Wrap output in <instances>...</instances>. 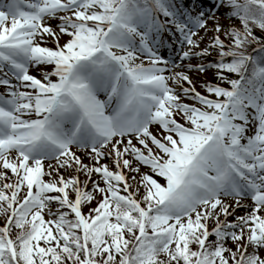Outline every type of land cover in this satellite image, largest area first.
<instances>
[{
  "label": "snow or ice",
  "instance_id": "snow-or-ice-1",
  "mask_svg": "<svg viewBox=\"0 0 264 264\" xmlns=\"http://www.w3.org/2000/svg\"><path fill=\"white\" fill-rule=\"evenodd\" d=\"M0 0V264H264V0Z\"/></svg>",
  "mask_w": 264,
  "mask_h": 264
},
{
  "label": "rangeland",
  "instance_id": "rangeland-1",
  "mask_svg": "<svg viewBox=\"0 0 264 264\" xmlns=\"http://www.w3.org/2000/svg\"><path fill=\"white\" fill-rule=\"evenodd\" d=\"M207 7V6H206Z\"/></svg>",
  "mask_w": 264,
  "mask_h": 264
}]
</instances>
